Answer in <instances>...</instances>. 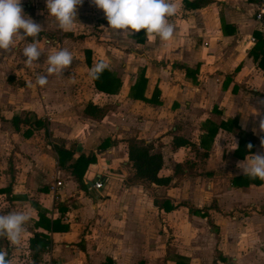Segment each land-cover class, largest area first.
<instances>
[{"label": "crops", "instance_id": "1", "mask_svg": "<svg viewBox=\"0 0 264 264\" xmlns=\"http://www.w3.org/2000/svg\"><path fill=\"white\" fill-rule=\"evenodd\" d=\"M173 2L177 12L167 19L174 34L163 41L110 28L90 0L77 7L71 31L48 15L45 0H22L24 13L42 25L36 39L44 55L28 68L22 50L33 39L19 35L12 52L0 50V188L7 189L0 192V214L31 216L19 246L0 237L12 264H33L28 239L41 232L49 244L37 264H174L176 256L187 264H264V181L237 168L250 155L244 140L253 142L251 153H264V41L253 20L258 0H212L197 8ZM60 49L76 56L82 72L71 71L72 63L62 74L46 73L47 56ZM97 60L120 80L116 93L93 87L89 71ZM139 68L143 96L158 89L155 103L129 96ZM37 74L48 83L37 85ZM88 101L106 106L105 115L83 116ZM14 115L44 121L45 138L41 129L28 137L14 131ZM228 121L232 129L217 127L208 141V126ZM129 136L162 153L158 175L170 176L168 185L126 182ZM173 138L186 143L176 146ZM55 147L71 151V158L59 161ZM79 155L94 157L80 184L69 167ZM97 177L100 189L89 184ZM55 180L61 186L52 191ZM161 198L170 209L153 203ZM39 210L53 230L36 223Z\"/></svg>", "mask_w": 264, "mask_h": 264}, {"label": "clouds", "instance_id": "2", "mask_svg": "<svg viewBox=\"0 0 264 264\" xmlns=\"http://www.w3.org/2000/svg\"><path fill=\"white\" fill-rule=\"evenodd\" d=\"M97 8L102 9L110 28L115 30L140 31L146 29V34H155L161 40L168 41L173 37L175 26L168 22V17L174 16L177 8L173 0H90ZM83 0H45L48 15L54 16L59 28L71 31L77 17V7ZM42 31V25L26 15L22 8V0H0V50L12 52L16 47L14 37L22 39L32 37L33 42L23 48L22 54L26 57L25 65L31 68L34 62L44 55L36 39ZM76 59L68 49H60L47 56L48 68L46 73L62 74ZM109 68L104 60L97 61L89 71V76L99 79L100 75ZM36 84L44 86L48 83L46 74H37ZM74 82V81H73ZM255 114V112H254ZM247 116L244 117L246 126ZM255 131V129H253ZM260 131L264 132V119L260 121ZM264 147V138L261 139ZM251 150L253 145L249 143ZM245 160L238 162L240 172L251 178L264 181V153H251ZM3 212V209H0ZM31 219L27 212H7L0 214V237L9 241L10 246H19L21 243L24 225ZM8 253L0 250V264H12L6 259Z\"/></svg>", "mask_w": 264, "mask_h": 264}, {"label": "trees", "instance_id": "3", "mask_svg": "<svg viewBox=\"0 0 264 264\" xmlns=\"http://www.w3.org/2000/svg\"><path fill=\"white\" fill-rule=\"evenodd\" d=\"M183 2V5L186 8H197L201 7L212 0H181ZM104 22H107L105 15ZM103 19V18H102ZM43 33H40L41 35ZM260 34V33H259ZM65 36H70V33H65ZM146 35V29H141L140 31L136 32V37L138 40H144V36ZM261 36V35H260ZM82 37V36H79ZM25 39L32 40V37H25ZM85 60L86 63H90L89 60V50L85 49ZM99 61V60H97ZM96 61V62H97ZM95 62V63H96ZM180 68H184L185 71H188V68L179 65ZM143 68H139L137 71V75L135 78L134 83L129 88V96L133 99H139L144 102H150L155 103L157 102L156 97L158 96V89L156 87L153 88L151 97L145 98L143 96V90L145 87V77L143 76ZM92 79V84L95 89L98 91L107 93V94H114L118 91V88L120 87V80L115 76V73L113 71H109L106 69L99 77V79ZM107 111V107L104 105H98L95 103H92L91 101H88L83 109H82V115L85 117H88L90 119H100L102 118ZM1 119V118H0ZM11 124L13 126L14 131L20 132L23 136L28 137L31 135L32 130H42L43 137L46 136V123L40 119H27L25 116L20 115H14L11 118ZM228 126L232 129L234 126L231 121L228 122H220L218 125H210L207 128L208 133V141L212 138L214 135L217 127H225L228 128ZM252 140V139H251ZM242 141H239V144ZM186 143V140L183 138H173V144L176 146H181ZM245 145L247 146L249 143L253 145V142H251L249 139L244 140ZM125 147H126V158L129 163V166L132 169V174L128 177H126V182L128 183H134L137 181L140 182H147V183H154L157 185H168L170 181V176H162L158 175V172L160 168L162 167L163 158L162 153L158 150H154L152 142H145L142 139L137 138L136 136H129L125 139ZM55 150L58 155V159L60 160H66L71 158L72 152L69 150H64L60 147H55ZM246 150V149H245ZM248 151H251L247 149ZM245 153L242 151L241 153H238L239 156H243ZM94 161L93 156H83L79 155L76 157L74 162H72L70 167V174L74 178L75 181H77L79 184L81 182V177L86 169V166ZM176 166V165H175ZM176 168V167H175ZM175 172V170H174ZM7 191L6 188H0V192ZM153 203L159 208L163 209L164 211L170 209V203L168 198H161L159 200H153ZM206 208H201V210H205ZM38 221L37 224H40L41 226H45L44 229L53 230L54 228V222H52L51 226L49 225L48 220L44 217V212L41 210L38 211ZM42 226V227H43ZM28 247L31 252L32 257V263L37 264L40 260L41 253L43 252L44 246L49 244V239L46 233H34L29 239H28ZM188 260L185 257L182 256H176L174 260V264H187Z\"/></svg>", "mask_w": 264, "mask_h": 264}, {"label": "built area", "instance_id": "4", "mask_svg": "<svg viewBox=\"0 0 264 264\" xmlns=\"http://www.w3.org/2000/svg\"><path fill=\"white\" fill-rule=\"evenodd\" d=\"M253 20L255 22V29L260 33L262 40L264 41V0H258L257 8L253 14ZM250 41H253V37L249 38ZM103 184V180L97 177L92 182V187L94 189H100ZM61 186L59 180H55L54 183L50 185V189L55 191Z\"/></svg>", "mask_w": 264, "mask_h": 264}, {"label": "rangeland", "instance_id": "5", "mask_svg": "<svg viewBox=\"0 0 264 264\" xmlns=\"http://www.w3.org/2000/svg\"><path fill=\"white\" fill-rule=\"evenodd\" d=\"M84 28H86V27H84ZM77 52H78V50H77ZM72 69H71V71L73 70V71H79V72H82V68H80V65H78L77 63H73L72 64Z\"/></svg>", "mask_w": 264, "mask_h": 264}, {"label": "water", "instance_id": "6", "mask_svg": "<svg viewBox=\"0 0 264 264\" xmlns=\"http://www.w3.org/2000/svg\"><path fill=\"white\" fill-rule=\"evenodd\" d=\"M89 184H92V182H89Z\"/></svg>", "mask_w": 264, "mask_h": 264}]
</instances>
